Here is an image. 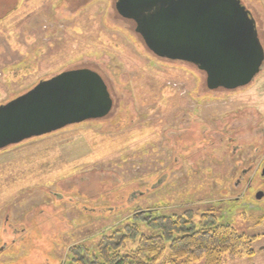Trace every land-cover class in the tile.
<instances>
[{
	"label": "rangeland",
	"instance_id": "rangeland-1",
	"mask_svg": "<svg viewBox=\"0 0 264 264\" xmlns=\"http://www.w3.org/2000/svg\"><path fill=\"white\" fill-rule=\"evenodd\" d=\"M115 2L0 0V104L79 68L112 98L103 118L0 149V264L89 263L139 211L214 213L253 249L218 264H264V62L249 84L210 90L196 66L147 49ZM241 2L264 48V0ZM155 231L143 219L136 239Z\"/></svg>",
	"mask_w": 264,
	"mask_h": 264
},
{
	"label": "water",
	"instance_id": "water-1",
	"mask_svg": "<svg viewBox=\"0 0 264 264\" xmlns=\"http://www.w3.org/2000/svg\"><path fill=\"white\" fill-rule=\"evenodd\" d=\"M157 57L186 61L210 90L247 85L262 69L264 48L241 0H116ZM112 107L104 80L79 68L39 81L0 104V149L70 124L103 118Z\"/></svg>",
	"mask_w": 264,
	"mask_h": 264
},
{
	"label": "trees",
	"instance_id": "trees-1",
	"mask_svg": "<svg viewBox=\"0 0 264 264\" xmlns=\"http://www.w3.org/2000/svg\"><path fill=\"white\" fill-rule=\"evenodd\" d=\"M149 215V211L136 212L129 225L100 240L96 251L91 253L92 258H87L89 263L73 252L75 261L82 264H188L204 260V264H218L226 254L235 256L243 250L249 255L253 251L251 237L236 231L230 223L217 220L214 213H202L198 223L187 213ZM143 219L156 230L155 233H141L133 250L119 252L127 240H137L139 223Z\"/></svg>",
	"mask_w": 264,
	"mask_h": 264
},
{
	"label": "flooded vegetation",
	"instance_id": "flooded-vegetation-1",
	"mask_svg": "<svg viewBox=\"0 0 264 264\" xmlns=\"http://www.w3.org/2000/svg\"><path fill=\"white\" fill-rule=\"evenodd\" d=\"M256 172L260 174L259 184L261 185V188L264 190V167L263 166H257ZM264 195L261 191H258V193L255 195L257 198V201H261L263 199ZM258 203V202H257Z\"/></svg>",
	"mask_w": 264,
	"mask_h": 264
}]
</instances>
